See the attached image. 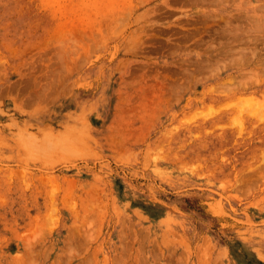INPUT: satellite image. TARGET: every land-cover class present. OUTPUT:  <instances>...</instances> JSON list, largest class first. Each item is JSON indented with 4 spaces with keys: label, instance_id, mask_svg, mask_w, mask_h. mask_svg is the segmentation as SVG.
<instances>
[{
    "label": "rangeland",
    "instance_id": "rangeland-1",
    "mask_svg": "<svg viewBox=\"0 0 264 264\" xmlns=\"http://www.w3.org/2000/svg\"><path fill=\"white\" fill-rule=\"evenodd\" d=\"M263 19L0 0V264H264Z\"/></svg>",
    "mask_w": 264,
    "mask_h": 264
},
{
    "label": "bare ground",
    "instance_id": "bare-ground-1",
    "mask_svg": "<svg viewBox=\"0 0 264 264\" xmlns=\"http://www.w3.org/2000/svg\"><path fill=\"white\" fill-rule=\"evenodd\" d=\"M208 1V0H207ZM196 2V1H195ZM201 2V1H200ZM218 17V16H217ZM257 17V16H256ZM264 20V19H263ZM229 22V21H228ZM258 22V21H257ZM264 22V21H263ZM136 23V22H135ZM229 24V23H228ZM257 25V24H256ZM237 27V26H236ZM262 27V26H261ZM124 28V27H123ZM233 28V27H232ZM251 28V27H250ZM252 29V28H251ZM262 29V28H261ZM230 30H232V29H230ZM249 30V29H248ZM255 30V29H254ZM229 31V30H228ZM234 31V30H233ZM235 31H236V29H235ZM247 31V30H246ZM230 32V31H229ZM236 32H238V31H236ZM259 32V31H258ZM134 33V32H133ZM225 33V32H224ZM238 34V33H237ZM213 47H214V45H213ZM247 48V47H246ZM239 50V49H238ZM237 50V51H238ZM249 51V50H248ZM246 57V56H245ZM244 57V58H245ZM240 58V57H239ZM242 58V57H241ZM246 59V58H245ZM243 61V60H242ZM209 63V62H208ZM235 64V63H234ZM218 67V66H217ZM197 69V68H196ZM255 69V68H254ZM252 71H253V69H251ZM179 72V71H178ZM194 72V71H193ZM189 73H191V72H189ZM195 73V72H194ZM188 74V73H187ZM192 74V73H191ZM194 75V74H193ZM247 76V75H246ZM162 77V76H161ZM158 78H160V77H158ZM165 79V78H164ZM166 81V80H165ZM235 81V80H234ZM165 94V93H164ZM164 104V103H163ZM161 107V106H160ZM146 123V122H145ZM145 130V129H144ZM143 131V130H142ZM80 144V143H79ZM111 147H113V146H111Z\"/></svg>",
    "mask_w": 264,
    "mask_h": 264
}]
</instances>
